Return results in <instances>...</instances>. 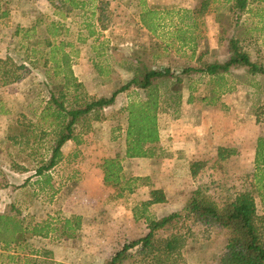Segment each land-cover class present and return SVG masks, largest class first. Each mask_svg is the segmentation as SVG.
I'll list each match as a JSON object with an SVG mask.
<instances>
[{
	"label": "rangeland",
	"instance_id": "1",
	"mask_svg": "<svg viewBox=\"0 0 264 264\" xmlns=\"http://www.w3.org/2000/svg\"><path fill=\"white\" fill-rule=\"evenodd\" d=\"M50 1L9 0L6 5L9 18L0 22V59H10L5 67L11 72L9 78L19 77L6 82L4 70L0 74V98L11 112L0 115V215L21 221L25 227L50 221L55 228H61L63 220L72 216H81L83 225L75 238L61 236L59 231L48 237L28 233L27 242L19 248L12 246L16 249L12 253L15 250L16 254L31 259L38 258L31 253L52 252L48 259L39 257L38 264H105L125 244L148 232L146 220H136L134 211L150 199L153 189L163 190L167 202L150 207L148 215L152 219L183 211L200 186H206L207 194L219 205L245 191L257 196L255 153L258 138L264 136V74L235 67L212 76L198 69L205 68L207 62H226L231 56L232 38L253 62L264 68V3L252 4L250 12L237 16L221 3L214 20L199 16V25L185 35L174 28L167 31V26L152 34L139 17L137 3L121 4L119 0L111 4L102 0L101 8L108 10L101 16L100 28L112 30L102 34L96 43L86 40L83 45L78 40L88 34L86 30L83 37L78 33L83 19L66 11L63 15L54 14L57 4ZM151 18L148 16V20ZM170 20L166 17L165 24L170 25ZM53 22L58 23L60 33L56 38L47 31ZM184 40L187 45L183 46ZM50 41L62 44V51L71 54L72 68L78 65V51L92 56L84 73L79 69L74 73L84 85L78 94H87L90 99L110 97L134 79L140 68L170 69L181 80L179 83L171 78L153 80L162 96L159 125L164 139L157 145V156L123 163L126 174L147 177L150 186H140L133 194L118 198L116 190L104 184L101 169L104 159L125 154L126 108L133 101L147 99L148 93L143 89L132 87L120 95L114 106L104 110L102 120L92 122L89 128L80 127L81 144L70 141L64 146L62 161L48 173L49 182L36 176V170L51 155L52 137H45L36 145L33 141L26 145L10 139L20 133L22 124L30 127L39 124L38 116L52 89L61 96L60 88L55 86L64 76L54 75ZM73 43L74 47L68 46ZM90 44L97 48L96 57L90 52ZM78 45L82 49H76ZM61 57L58 52L56 59ZM189 68L194 71L185 73ZM176 92L182 96L179 107ZM74 98L69 97L68 105ZM43 122L40 127L47 129ZM197 156L205 158L196 159ZM194 162L205 163L197 176L192 175ZM256 203L263 218L264 237V201L256 197ZM182 230L192 236V242L181 264L219 263L226 251L229 236L226 230L191 221L185 222ZM130 254L133 257L125 264H142L135 250ZM1 257L0 264H6Z\"/></svg>",
	"mask_w": 264,
	"mask_h": 264
},
{
	"label": "trees",
	"instance_id": "2",
	"mask_svg": "<svg viewBox=\"0 0 264 264\" xmlns=\"http://www.w3.org/2000/svg\"><path fill=\"white\" fill-rule=\"evenodd\" d=\"M255 1L264 3V0ZM73 3L75 4V2ZM249 3V0H235L231 6V12L237 16L238 12L242 13L247 9ZM8 4L9 0H0V22L9 18L10 10L6 6ZM208 5L209 3L206 2L204 9H207ZM152 14L150 11L148 15L142 17V20L151 32H155L156 17ZM148 16L152 18L148 20ZM47 31L53 38L60 35L56 23L48 26ZM18 33L19 29L16 34ZM62 46V44L55 45L51 41L48 44V47L51 48L49 53L54 65V75L64 76V79L55 86L60 88L61 96H57L55 89H52L46 107L38 116L39 124L31 127L22 124L20 133L10 136V139L15 140L18 144L26 145H30L33 141L32 143L36 145L43 138L52 137V144L49 148L51 155L36 170V176L45 178L49 182L51 177L48 173L62 161L64 146L70 141L77 145L81 144L80 127L89 128L92 122L102 120L104 110L114 106L119 96L131 90L132 87L143 89L148 93L147 99L133 101L126 108L128 125L125 132V154L118 153L114 157L104 159L101 169L104 174V184L114 188L118 198L122 199L133 194L140 186H150L149 178L133 177L126 174L123 163L128 159H153L157 156V145L161 142L159 114L162 96L158 87L154 86L153 80L176 79L174 74L170 69L158 71L140 68L134 79L115 90L110 97L90 99L87 94H78L81 93L84 85L75 76L70 55L62 51ZM229 50L231 56L226 62H207L205 68H200L198 71L216 76L220 73H227L232 68L241 67L247 68L252 74H264V68L252 61L250 55L242 50L236 39L232 38L229 41ZM58 52L62 53L60 59H56ZM9 63V58L0 59V74L4 70V76L8 77L6 82L16 81L19 77L9 78L11 72H7L5 69ZM190 71H194V68H189L184 72ZM176 81L179 83L181 80L179 81L177 78ZM51 86L54 87L53 84ZM73 94L75 95L73 96ZM175 96L177 97L176 106L179 107L182 104V96L177 92ZM69 97H75L70 105L67 102ZM192 100L193 98L190 99V103ZM9 113L11 112L6 110L3 100L0 98V115H9ZM41 121H44L47 129L40 127ZM114 140L117 138L114 137ZM204 166V162H194L191 167L192 175L197 176L199 170ZM254 181L257 196L252 191H245L222 205H219L207 194L206 186H200L183 211L172 213L162 219H152L148 215L151 206L167 202V196L163 190L153 189L150 199L134 211L136 220H146L148 232L138 240L125 244L105 264H125L129 258L133 257L130 254L133 250L139 254L142 264L183 263L184 252L192 242V236H188L182 230L187 221L228 232L226 251L218 264H264V237L261 230L263 218L258 213L256 203V197L264 201V136L257 140ZM181 224L183 227H180ZM82 225L81 216H72L63 220L61 228H55L50 221L25 227L21 221H14V218L10 216L0 215V247L4 252L0 255V259L3 256L7 261L6 264L19 262L29 264L30 261L38 264L39 257L48 259L49 256H52V252L49 250L34 252L31 254L38 258L31 259L16 254L15 248L22 247L27 242L26 234L29 233L33 237H48L59 231L61 236L75 238L82 229ZM14 245L15 248H12ZM13 249L15 250L12 253Z\"/></svg>",
	"mask_w": 264,
	"mask_h": 264
},
{
	"label": "crops",
	"instance_id": "3",
	"mask_svg": "<svg viewBox=\"0 0 264 264\" xmlns=\"http://www.w3.org/2000/svg\"><path fill=\"white\" fill-rule=\"evenodd\" d=\"M53 1H55V3L57 4V6L54 7L55 10H57L56 12H54V14L63 15V11H66L67 12L66 14H69L70 12V13H73L74 16H77L78 18L83 19L82 20L83 22L79 24L80 32H78L79 35L83 37L82 35L83 31L85 30L88 31V34L85 38H78L79 42H81L83 45L86 42V40H88L89 42L93 40L94 41L93 43H96L97 39L100 38L102 34L107 35V33H109L112 30V29H108L105 26L104 28L103 27L100 28L102 24L101 16H103L108 10V8H105V10L101 8L100 5H101L102 0H51L50 2H53ZM106 1L110 2L111 4H114L115 2L117 3V1L119 0H106ZM120 1L122 2L121 4L127 1L128 2L132 1L131 3L132 5L134 3L135 4L137 3L136 6H138L139 8V13H138L139 17H144V15H148L150 11L153 13L152 15L156 17V21H155L156 31L151 32L149 30L152 34H155L159 31L161 32L167 26V31H170L171 29L174 28L177 33L184 32V34L186 35V33H188V31L193 26L196 27L199 25L198 20H197L199 16H203V17L206 16V18L208 19L210 18L214 20V15L216 16L219 13V5L221 3H223V5L225 3V5L231 11V6L235 0H120ZM73 2H75V4ZM206 2H208L209 5L207 9H204V4ZM249 2L250 3L247 9L244 12H242L243 14L244 13L247 14L248 12H250L251 11L250 6L252 4H257L258 1L256 2L255 0H249ZM58 5L60 6L58 7ZM122 8L129 11L128 10L129 8H125V6H123ZM238 13H241V12H238ZM166 17L171 18L170 25L165 24ZM177 17H178V21L176 22ZM188 20L191 23L190 25H187ZM38 23L40 24V21H38ZM53 23H56V22H53ZM57 24L58 23H56V25ZM182 27L185 29H183ZM105 37L107 36H102V39H105ZM184 45H187L186 40H184L183 42V46ZM68 46L74 47L75 44L74 43L68 44ZM189 47H192V46H189ZM79 48L82 49V46L78 45V48L76 47V49H79ZM89 48H90V52L92 51L94 54V57H96V52H95V50L97 49L96 46H91L90 44ZM101 48H105V46ZM67 54L70 55V61H71V54L69 52ZM91 57L92 56L88 55V53H84L83 51H80V52L78 51V58L76 59V62L78 65L73 67L74 73H77V69H79L78 71H80L81 73H84V71L86 70V67H85L86 63L89 61L88 58L92 60ZM163 139H164L163 135L161 134V142L163 141ZM189 155L193 156V152H189ZM203 157L204 156H197L196 159L203 158ZM52 250H54V248H52Z\"/></svg>",
	"mask_w": 264,
	"mask_h": 264
}]
</instances>
